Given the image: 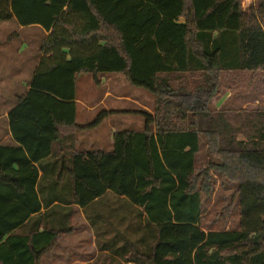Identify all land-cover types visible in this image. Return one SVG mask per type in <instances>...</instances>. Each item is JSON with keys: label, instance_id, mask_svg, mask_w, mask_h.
<instances>
[{"label": "trees", "instance_id": "1", "mask_svg": "<svg viewBox=\"0 0 264 264\" xmlns=\"http://www.w3.org/2000/svg\"><path fill=\"white\" fill-rule=\"evenodd\" d=\"M245 1L0 0V22L50 32L30 89L10 113L19 144H0V264H42L67 231L15 232L42 208L36 163L52 155L63 164L48 178L68 179L70 203L86 207L110 191L143 207L146 245H132L128 261L264 264V108L210 107L224 71H264V0ZM102 74L151 93L154 111H136L144 128L117 131L112 151H78L75 133L113 112L78 125L77 79L101 85ZM202 138L207 165L196 170ZM212 171L236 182L235 229L201 226Z\"/></svg>", "mask_w": 264, "mask_h": 264}, {"label": "crops", "instance_id": "2", "mask_svg": "<svg viewBox=\"0 0 264 264\" xmlns=\"http://www.w3.org/2000/svg\"><path fill=\"white\" fill-rule=\"evenodd\" d=\"M45 33L48 35L50 32ZM41 58L42 54L37 53L35 65L30 71H27L24 67L0 68V86L6 89L5 92L0 93L1 145L19 144L14 139L11 131L10 113L17 105L19 98L29 91V83L38 69ZM125 79L126 77L121 74H102L101 85H104V91L100 95L92 92L82 95V87L89 82V78H87V75L78 77L76 123L80 126H87L101 111L113 112L98 127L75 133L76 149L78 151L110 152L113 150V136L117 131L136 125V121L139 126H142V129L144 128L145 121L136 120L135 112L146 110L153 113L154 96L148 91L141 92V95L144 96L147 93L146 101V96L145 98H135L121 93L118 85L120 81L127 83L128 80ZM216 97L212 100V103L213 101L216 103L215 108L212 109L236 110L237 103L231 102V94L225 97L222 96L218 100ZM118 104L126 105L119 107ZM60 144L65 143H55L56 146ZM62 164L61 155H52L42 162L36 163V166L39 167L36 190L42 199V208L39 213L32 215L15 232L24 233L37 229L41 230L47 225L67 230L56 247L43 257L42 264H63V260H69L70 258L75 259V261L73 263L67 261V264H86V261L82 260L88 258V253H94V257L98 256L105 259L100 264H136L128 261L131 259L129 251L133 250L132 245H146V214L143 207L137 206L125 197L118 196L110 191L86 207L70 203L68 179L62 177L58 179V182L53 183L48 178L51 175L53 177L61 174ZM195 167L197 170L196 165ZM43 174H47V180L44 182ZM42 183H46L48 188L43 193L46 196L45 198L42 194L40 195V185Z\"/></svg>", "mask_w": 264, "mask_h": 264}, {"label": "rangeland", "instance_id": "3", "mask_svg": "<svg viewBox=\"0 0 264 264\" xmlns=\"http://www.w3.org/2000/svg\"><path fill=\"white\" fill-rule=\"evenodd\" d=\"M251 2H255V0H246L243 6L247 8ZM15 31L18 33L19 39L8 41V36ZM45 38L46 33L40 26H19L15 20L0 22V68L24 67L27 71H30L35 65L37 53H39V48ZM87 78H89V82L82 87V95H87L90 92L100 95L104 91V85H96L91 75H87ZM124 82L120 81L118 85L121 93L135 98H145L146 96L147 101V93L145 96L141 95V92L146 90L132 86L127 81V83ZM5 91V87L0 86V93ZM228 94H231V102L237 103V108L233 111L244 109L242 107L247 109L264 108V71H224L221 76L220 91L216 98L218 100ZM215 104L214 101L213 103L211 101L210 107L215 108ZM125 105L118 104L117 106L122 107ZM129 106L132 107L131 105ZM135 118L142 122L144 120L137 114H135ZM141 127L136 121V125L122 129L140 130L142 129ZM204 127L205 125L202 128ZM206 151V143L202 138L200 151L196 158L197 170L203 169L207 165ZM208 180L210 191L207 196L202 198L201 226L205 230L235 229L239 221L237 198L233 197L236 182L229 180L218 171H212ZM67 261L73 263L75 259L70 258L62 262L67 264ZM82 261H86V264H100L105 259H101L98 256L94 257V253H88V258Z\"/></svg>", "mask_w": 264, "mask_h": 264}]
</instances>
